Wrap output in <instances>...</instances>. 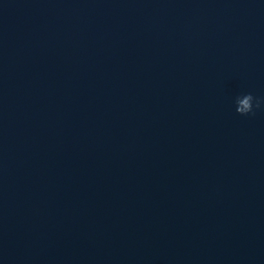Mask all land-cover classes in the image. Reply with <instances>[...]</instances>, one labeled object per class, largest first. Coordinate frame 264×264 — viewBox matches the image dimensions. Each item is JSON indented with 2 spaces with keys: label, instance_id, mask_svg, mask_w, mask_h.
Wrapping results in <instances>:
<instances>
[{
  "label": "water",
  "instance_id": "water-1",
  "mask_svg": "<svg viewBox=\"0 0 264 264\" xmlns=\"http://www.w3.org/2000/svg\"><path fill=\"white\" fill-rule=\"evenodd\" d=\"M264 0H0V264H264Z\"/></svg>",
  "mask_w": 264,
  "mask_h": 264
},
{
  "label": "clouds",
  "instance_id": "clouds-1",
  "mask_svg": "<svg viewBox=\"0 0 264 264\" xmlns=\"http://www.w3.org/2000/svg\"><path fill=\"white\" fill-rule=\"evenodd\" d=\"M249 98L253 101L250 107H247L245 109H242L240 112H238V115H249L253 112L254 109H259L261 107H264V98L261 97H253L252 94L248 93Z\"/></svg>",
  "mask_w": 264,
  "mask_h": 264
}]
</instances>
